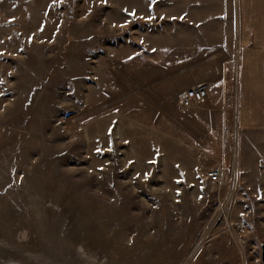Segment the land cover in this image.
Returning a JSON list of instances; mask_svg holds the SVG:
<instances>
[{
    "label": "rangeland",
    "instance_id": "rangeland-1",
    "mask_svg": "<svg viewBox=\"0 0 264 264\" xmlns=\"http://www.w3.org/2000/svg\"><path fill=\"white\" fill-rule=\"evenodd\" d=\"M169 1L0 0V264H262L264 135L195 129L185 170L142 131L183 115L143 96L188 58ZM207 58L236 94L240 57Z\"/></svg>",
    "mask_w": 264,
    "mask_h": 264
},
{
    "label": "crops",
    "instance_id": "crops-1",
    "mask_svg": "<svg viewBox=\"0 0 264 264\" xmlns=\"http://www.w3.org/2000/svg\"><path fill=\"white\" fill-rule=\"evenodd\" d=\"M169 2L173 11H181L180 17L170 18L181 19V47L188 58L183 57L181 70L167 65L164 74L151 76L153 90L143 96L154 92L171 97L195 82L207 80L208 97L195 109L183 112L180 121L176 119L175 123L172 119L171 122L159 121L164 118H159L157 107L160 106L156 104L154 112L159 123L153 127L143 122L141 126L142 131L153 138L169 166L189 170L198 166L188 138L195 129L202 137H218L220 143L225 130L233 124L239 133L264 135V0ZM222 55L240 57L236 94L231 90L230 79L222 75V69H216L207 58ZM151 108L146 102L142 111L151 113ZM177 133H181V139ZM219 152L220 158H225L222 146Z\"/></svg>",
    "mask_w": 264,
    "mask_h": 264
},
{
    "label": "built area",
    "instance_id": "built-area-1",
    "mask_svg": "<svg viewBox=\"0 0 264 264\" xmlns=\"http://www.w3.org/2000/svg\"><path fill=\"white\" fill-rule=\"evenodd\" d=\"M209 82L203 81L196 83L188 88L181 89L176 94V103L179 112H185L188 110L195 109L199 104L205 101L208 97ZM231 129L225 130V137L230 138ZM208 183L215 188L217 191H221L222 188L229 182L228 174L226 173L225 166L223 163H217L212 166L205 173ZM226 207L219 201L216 209L219 210L218 214L222 215L223 225H228V215L226 214ZM236 232H244L245 226L242 223H236L233 226Z\"/></svg>",
    "mask_w": 264,
    "mask_h": 264
},
{
    "label": "water",
    "instance_id": "water-1",
    "mask_svg": "<svg viewBox=\"0 0 264 264\" xmlns=\"http://www.w3.org/2000/svg\"><path fill=\"white\" fill-rule=\"evenodd\" d=\"M261 259H262V264H264V243H261Z\"/></svg>",
    "mask_w": 264,
    "mask_h": 264
},
{
    "label": "snow or ice",
    "instance_id": "snow-or-ice-1",
    "mask_svg": "<svg viewBox=\"0 0 264 264\" xmlns=\"http://www.w3.org/2000/svg\"><path fill=\"white\" fill-rule=\"evenodd\" d=\"M104 2H107V0H104ZM125 11H127V10H125ZM132 15H135V13H132ZM99 151V150H98Z\"/></svg>",
    "mask_w": 264,
    "mask_h": 264
},
{
    "label": "bare ground",
    "instance_id": "bare-ground-1",
    "mask_svg": "<svg viewBox=\"0 0 264 264\" xmlns=\"http://www.w3.org/2000/svg\"><path fill=\"white\" fill-rule=\"evenodd\" d=\"M11 264H14V263H11Z\"/></svg>",
    "mask_w": 264,
    "mask_h": 264
}]
</instances>
